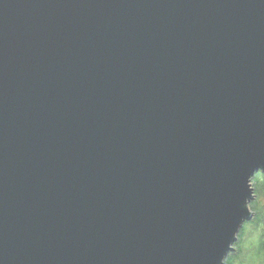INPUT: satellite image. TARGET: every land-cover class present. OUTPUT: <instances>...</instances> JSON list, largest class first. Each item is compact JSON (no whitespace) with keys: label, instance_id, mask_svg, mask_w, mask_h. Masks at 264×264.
<instances>
[{"label":"water","instance_id":"95a60500","mask_svg":"<svg viewBox=\"0 0 264 264\" xmlns=\"http://www.w3.org/2000/svg\"><path fill=\"white\" fill-rule=\"evenodd\" d=\"M264 173V0H0V264H224Z\"/></svg>","mask_w":264,"mask_h":264},{"label":"trees","instance_id":"16d2710c","mask_svg":"<svg viewBox=\"0 0 264 264\" xmlns=\"http://www.w3.org/2000/svg\"><path fill=\"white\" fill-rule=\"evenodd\" d=\"M251 182L254 188V199L251 200L249 205L254 212V217L250 221H245L238 239L234 243V249L229 252L224 264H264L263 171L256 172Z\"/></svg>","mask_w":264,"mask_h":264},{"label":"rangeland","instance_id":"374dc122","mask_svg":"<svg viewBox=\"0 0 264 264\" xmlns=\"http://www.w3.org/2000/svg\"><path fill=\"white\" fill-rule=\"evenodd\" d=\"M254 217V216H253ZM250 249H252L251 247H249ZM249 251H251V250H249Z\"/></svg>","mask_w":264,"mask_h":264}]
</instances>
